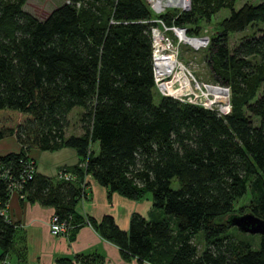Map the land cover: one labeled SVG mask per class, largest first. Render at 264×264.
<instances>
[{
  "label": "trees",
  "instance_id": "16d2710c",
  "mask_svg": "<svg viewBox=\"0 0 264 264\" xmlns=\"http://www.w3.org/2000/svg\"><path fill=\"white\" fill-rule=\"evenodd\" d=\"M189 1L160 17L199 33L200 20L228 8L204 48L211 78L229 87L227 113L168 95L154 100L145 0H64L43 18L24 10V0H0V139L19 145L0 154V258L15 231L4 214L12 190L52 206L68 231L90 176L128 198L150 194L156 218L133 213L126 230L110 213L98 222L86 214L124 255L155 264H264V233L252 245L225 221L244 211L264 218V0ZM253 25L229 47V34ZM74 107L81 131L65 135ZM62 146L78 156L60 170L70 179L35 170L30 150Z\"/></svg>",
  "mask_w": 264,
  "mask_h": 264
},
{
  "label": "crops",
  "instance_id": "0c3cea01",
  "mask_svg": "<svg viewBox=\"0 0 264 264\" xmlns=\"http://www.w3.org/2000/svg\"><path fill=\"white\" fill-rule=\"evenodd\" d=\"M18 148L14 137L0 139V154L17 151ZM29 154L35 170L51 178H55L61 168L78 162L75 150L69 146L54 150L32 149ZM52 212V206L37 200L28 201L15 190L9 194L4 214L15 224L12 246L5 253L9 264H58L61 259L72 264H155L124 255L115 243L101 236L92 224L85 223L78 216L85 213L98 222L103 214L110 213L115 223L126 230L133 213L156 218L148 193L141 198H128L108 191L89 176L84 197L75 206L78 218L65 234L49 231L48 221Z\"/></svg>",
  "mask_w": 264,
  "mask_h": 264
},
{
  "label": "built area",
  "instance_id": "2783aa9c",
  "mask_svg": "<svg viewBox=\"0 0 264 264\" xmlns=\"http://www.w3.org/2000/svg\"><path fill=\"white\" fill-rule=\"evenodd\" d=\"M149 6L151 17V62L153 82L162 95L171 96L181 102L199 105L217 113L230 110V90L225 84L215 81H199L189 69L177 58L179 46L187 45L191 49L205 48L209 42L208 33H188L186 27L174 23H165L160 14L167 9L177 12L189 8V0H145ZM163 67V68H161ZM168 67V68H167ZM170 67V68H169ZM58 177L70 179L69 172H57ZM14 191V190H12ZM11 191V192H12ZM84 195L79 199L82 200ZM84 221L89 224L85 213ZM52 234H65L69 224L52 213L48 221ZM0 264H9L4 256Z\"/></svg>",
  "mask_w": 264,
  "mask_h": 264
},
{
  "label": "rangeland",
  "instance_id": "374dc122",
  "mask_svg": "<svg viewBox=\"0 0 264 264\" xmlns=\"http://www.w3.org/2000/svg\"><path fill=\"white\" fill-rule=\"evenodd\" d=\"M64 0H24L22 8L37 18H43L53 7L60 4ZM259 0H235L233 7H238L244 2L255 3ZM228 14V8H220L214 12L211 18L208 21L200 20V31L199 33H211L218 26L219 20ZM261 26V24H259ZM256 26V25H255ZM255 26H249L244 28L241 31L234 32L228 36V45L232 48L241 38L242 35L250 34L255 31ZM177 58L185 65L187 69L193 74V76L199 81H213L210 76L209 66L207 64V58L205 56V50L202 49H191L187 45L182 44L179 46ZM155 87V85H154ZM154 100H157L159 90L154 88ZM80 108L74 107L67 115L68 123L64 129L65 135L69 133H79L81 131L78 114ZM176 182L173 181V185ZM148 198L150 199V194L148 193ZM143 204L145 202H142ZM240 203H246V197L243 196L236 204L239 206ZM244 206V205H243ZM85 222V221H84ZM86 223V222H85ZM229 232L237 238H243L249 240L252 245L257 244L258 234L257 233H248L240 231L236 226L230 225ZM192 243L196 246L197 253L203 248V236L198 232L193 238Z\"/></svg>",
  "mask_w": 264,
  "mask_h": 264
},
{
  "label": "water",
  "instance_id": "95a60500",
  "mask_svg": "<svg viewBox=\"0 0 264 264\" xmlns=\"http://www.w3.org/2000/svg\"><path fill=\"white\" fill-rule=\"evenodd\" d=\"M225 221L236 226L240 231L248 233H264V218L253 214L251 211H244L242 213H229Z\"/></svg>",
  "mask_w": 264,
  "mask_h": 264
},
{
  "label": "bare ground",
  "instance_id": "6f19581e",
  "mask_svg": "<svg viewBox=\"0 0 264 264\" xmlns=\"http://www.w3.org/2000/svg\"><path fill=\"white\" fill-rule=\"evenodd\" d=\"M161 68H163V67H161ZM168 68V67H167ZM170 68V67H169Z\"/></svg>",
  "mask_w": 264,
  "mask_h": 264
}]
</instances>
